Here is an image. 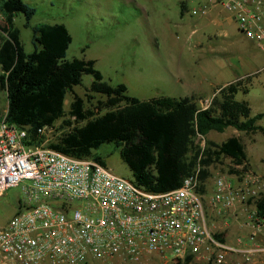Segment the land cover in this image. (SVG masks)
Wrapping results in <instances>:
<instances>
[{"label":"built area","instance_id":"1","mask_svg":"<svg viewBox=\"0 0 264 264\" xmlns=\"http://www.w3.org/2000/svg\"><path fill=\"white\" fill-rule=\"evenodd\" d=\"M219 5L238 30L264 49V0H208ZM192 11V14H197ZM54 127L37 129L39 137ZM197 139L203 138L198 136ZM33 143L27 128L0 118V196L21 186L20 209L0 228V264H93L113 258L137 263L156 256L184 262L226 264L229 255L264 257V215L256 204L264 177L219 175L209 206L235 211L250 229L231 245L217 238L199 192V167L180 187L151 193L93 159H77ZM203 143V142H202ZM241 170L243 166H234Z\"/></svg>","mask_w":264,"mask_h":264},{"label":"rangeland","instance_id":"2","mask_svg":"<svg viewBox=\"0 0 264 264\" xmlns=\"http://www.w3.org/2000/svg\"><path fill=\"white\" fill-rule=\"evenodd\" d=\"M23 2L34 9V14L27 21V26L22 13H18L13 22L27 53L34 48L33 28L43 24H63L71 36L66 60H93L106 83L111 86L124 84L128 96L142 101L161 96L186 97L192 91L191 86L197 83H201L209 92L210 85L224 84L246 72L256 71L259 73L253 79L250 92L247 95L238 94L236 99L248 102L252 114H264V52L241 36L233 24L226 28L227 34L224 35L222 29L212 21L216 9L208 13L210 19L200 11L192 14V10H198L203 0ZM182 4L186 6L184 12L181 10ZM4 26V17L0 13V42L4 38L1 32ZM193 30L195 33L190 36ZM91 82L92 76L83 75L80 85L74 86L66 94L63 119L57 121L54 130L44 136L48 144L55 143L60 133L66 130H61V126L63 120L69 119L70 105L76 98L84 101L85 109L92 111L93 116L108 110L102 105L104 96L88 92ZM198 100L196 98V103ZM6 108V93L0 89V118L4 116ZM258 124L264 127V117ZM229 137H238L244 144L248 157L247 170L264 177V135H245L228 128L223 133L210 132L203 141L196 139L195 144L203 149L205 140L219 144ZM94 153L112 173L135 182L131 169L122 161L114 144H102ZM206 171L207 176L200 183V193L205 203L210 202L214 181L219 175H243L245 172L235 168L228 159L211 164ZM21 199V186L10 188L0 196V228L7 225L20 209ZM211 218L214 220L213 229L226 243L235 245L236 236L239 235L244 236L243 243H248L250 229L244 225L245 221H228L230 227L220 229L217 226L224 221ZM234 226L235 229H232ZM93 264L179 263L152 256L137 263L113 258ZM189 264L206 263L194 259ZM226 264H264V257L256 256L247 261L240 255H229Z\"/></svg>","mask_w":264,"mask_h":264},{"label":"trees","instance_id":"3","mask_svg":"<svg viewBox=\"0 0 264 264\" xmlns=\"http://www.w3.org/2000/svg\"><path fill=\"white\" fill-rule=\"evenodd\" d=\"M0 13L5 22L1 28L4 38L0 42V89L6 93V121L27 128L33 143L44 140L37 135V129L54 127L63 119L66 94L80 85L83 75H90L88 92L104 96L102 105L108 110L93 116L85 109L84 101L76 98L70 105L69 119L63 120L61 126L66 130L55 143L48 144L51 149L104 165L94 151L102 144H114L131 169L134 184L151 193L180 187L197 167L201 183L207 176L206 168L225 159L233 166L248 169L245 147L238 137L219 144L205 140L203 149L196 146L195 140L228 128L245 135H264V127L258 124L264 114L252 115L248 102L236 99L237 94L248 93L249 77L220 88L204 109L198 107L194 96L142 101L128 96L124 84L106 83L93 60H66L71 36L63 24L33 28L34 48L27 53L13 19L22 13L27 26L34 9L23 0H1ZM256 207L264 215V195ZM215 236L223 241L219 234ZM191 261L187 258L178 263Z\"/></svg>","mask_w":264,"mask_h":264},{"label":"crops","instance_id":"4","mask_svg":"<svg viewBox=\"0 0 264 264\" xmlns=\"http://www.w3.org/2000/svg\"><path fill=\"white\" fill-rule=\"evenodd\" d=\"M208 4V0H203L202 3L199 4V8L198 10H192V11H199L204 5H207ZM220 8V9H218ZM186 9V6L184 4H182L181 6V10L182 12H184ZM216 9L217 12L215 11L216 14L212 15L213 16V23L220 29H222V33L224 35L227 34L226 32V28L230 25H234L235 28H236V31L241 35L243 36L244 38H246L244 36V34H242L237 26L235 25V23L232 21L229 13L227 11H225L221 6L219 5H210L207 9V11L204 12V16H206V18L210 19L208 16V13L211 12L212 10ZM195 33V30L191 31V34L190 36H192L193 34ZM247 39V38H246ZM248 40V39H247ZM253 45L256 46L255 43H253L252 41H250ZM257 47V46H256ZM258 48V47H257ZM264 52V49H260ZM207 56V55H206ZM200 58V57H199ZM198 58V60H199ZM258 73L259 72H246L240 76H237L234 80L232 81H229V82H225L224 84H216V85H210L211 88L209 90V92H206L204 87L201 85V83H197V84H193L191 87H192V91L190 92L189 96H186V97H190V96H194L195 98H198V102H197V105L199 108L201 109H204L206 108L210 103V100L212 99V97L218 92V90L232 82H235L236 80H239V79H245V78H250V83L248 85V88H249V91L248 93L250 92V89L252 87V82H253V79L255 77L258 76ZM247 93V94H248ZM246 94V95H247ZM238 95V94H237ZM242 95V94H241ZM161 97H168V96H161ZM175 98V97H174ZM181 98V97H179ZM205 103V105H204ZM251 109V108H250ZM252 114V112H251ZM259 114V113H258ZM263 114V113H262ZM254 115V114H252ZM234 130V129H233ZM244 145V144H243ZM247 156V155H246ZM248 158V157H247ZM205 209L207 211V214L209 215V219H210V222L212 223L214 220H212L211 217H213L215 219V221H224V223L222 224H219L217 227L220 228V229H225V228H229L230 227V223H228V221H244V217H243V214L241 213V210L239 209V206L237 208V210H235L234 212L233 211H220V212H217L215 210H213L210 206H209V202L205 203ZM232 229H235V226L232 228ZM236 229H239V226H236ZM237 238L238 237H244V236H236ZM222 238V237H221Z\"/></svg>","mask_w":264,"mask_h":264}]
</instances>
